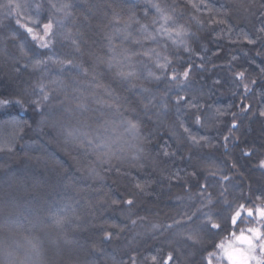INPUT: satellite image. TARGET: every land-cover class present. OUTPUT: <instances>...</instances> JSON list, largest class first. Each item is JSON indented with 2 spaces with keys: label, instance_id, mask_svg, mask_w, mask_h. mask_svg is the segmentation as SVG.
Returning a JSON list of instances; mask_svg holds the SVG:
<instances>
[{
  "label": "trees",
  "instance_id": "obj_1",
  "mask_svg": "<svg viewBox=\"0 0 264 264\" xmlns=\"http://www.w3.org/2000/svg\"><path fill=\"white\" fill-rule=\"evenodd\" d=\"M73 2L71 17L52 13L56 43L49 54L74 57L75 64L90 71L95 68L96 80L76 75L75 68L70 75H62L64 91L52 93V103L43 108V122L30 96L24 97L27 102L0 108V243L15 251L8 258L10 264H21L26 258L29 264H68L70 258L83 256L80 246L87 247L94 264H163L176 245L169 243L171 230H153L152 224H170L173 218L197 209L217 212L227 204L235 208L245 201L249 206L261 203L257 197L264 194V175L256 162L264 158V117L259 115L264 110V0H165L175 6L179 23L190 34L187 52L166 41L172 68L177 73L190 69L182 86L148 76L149 71L159 74V69L142 53L156 45L141 37L140 24L151 25V20H144L143 11L132 7L137 0ZM193 2L198 11L191 7ZM27 3L33 5L35 0ZM113 13L121 17L119 23ZM133 13L140 24L130 23L126 32L121 31ZM58 20L63 27L55 23ZM20 22L31 26L24 14ZM77 31L83 33L80 52L66 38L68 32L75 35ZM249 38L256 42L249 43ZM40 51L45 50L34 47L15 14L8 18L0 14V98L16 92L11 97L15 100L24 89L31 92L41 80L47 83L60 75V65L51 61L38 69H25ZM113 58L114 65L119 63L139 76L134 87H114L120 112L95 111L99 104H92L93 111L83 115L61 112L73 106L71 101L79 95L75 89L108 99L94 85L116 84V68L109 69L106 63ZM240 73L242 80L237 79ZM142 89L148 90L143 97ZM178 95L184 97L179 104ZM142 99L144 103L153 99V103L145 109ZM162 102L166 107L159 106ZM129 120L137 125L135 132L129 130ZM68 131L74 135L69 137ZM190 135L200 143L194 144ZM85 137L106 146L97 151L110 150L112 155L98 157L91 148L86 150L81 144ZM245 152L254 155L250 158ZM213 171L218 174L211 175ZM222 175L229 179L221 180ZM5 192L15 197L6 210ZM209 194L212 204L204 207L201 201ZM225 198L226 203L213 207ZM128 199L133 206L125 203ZM52 213L69 217L63 230L53 224ZM229 215L224 212L225 217ZM217 222L225 226V221ZM76 224L80 227L75 228ZM105 231L112 233L111 239L105 238ZM65 238L74 243L65 244ZM34 239L41 242L38 258L30 254L29 241ZM221 242L245 249L231 237V229L222 230L205 236L195 247L175 252L177 264H203L213 245ZM220 256L213 264H228ZM5 259L0 249V260Z\"/></svg>",
  "mask_w": 264,
  "mask_h": 264
},
{
  "label": "snow or ice",
  "instance_id": "obj_2",
  "mask_svg": "<svg viewBox=\"0 0 264 264\" xmlns=\"http://www.w3.org/2000/svg\"><path fill=\"white\" fill-rule=\"evenodd\" d=\"M75 7L76 5L73 0H60V2H55V0H35L33 5H29L27 0H4V2H0V14H2L4 18H8L15 14L17 18V24L19 27L23 28L31 38L34 47L39 50H45L36 53V58H34L33 61H30L29 64L25 65V69L28 67L38 69L41 66H46L49 61H51L53 64L60 65V75L52 76V78L47 83L41 80L39 84L32 86L31 92H29L28 89H24L22 93L19 94V98L15 100H13L11 97L17 96L18 94L16 92L10 93L9 97L0 98V108H7L13 103L21 104L22 101H24L25 96H30V103L34 110L41 113L43 122V108L52 103L54 99L52 93L56 91H64L65 85L63 79L61 78L62 75H70L72 70L75 68L77 70L76 75H91L93 81L96 80L97 73L95 68L91 69L90 71L88 68H84L82 65L75 64L74 59L76 58L74 57L61 59L58 56L49 54L56 43V32L54 31L55 24L53 22L52 13H60L64 18H68L73 15ZM132 7L139 8L141 11H143V19H150L151 25L147 23L140 24V21L136 19V16L133 13L128 15L127 20L124 21L125 29L121 31L126 32L127 26L130 23L140 24L141 37L144 40H151L155 43L156 47L147 48L142 53L153 62L156 69H159V74L154 71H149L148 76L157 81H161L162 83L168 82L182 86V81H187L190 75V69L185 67L182 72L177 73L175 69L172 68V58L169 54H167L168 44L166 41H170L172 45L176 46L177 50L182 46L183 50L187 52L190 51L187 41V38L190 34L189 30L183 24L179 23L178 18L175 15V6L168 5L165 0H137L136 4L132 5ZM191 7L197 11L199 10V6L195 2L191 4ZM46 11L48 12V15L44 16L43 13ZM89 11H91V6H89ZM22 14L28 17L31 26L22 24L20 22ZM45 19L47 22H42ZM120 19L121 17L118 13H113L114 21L119 23ZM193 19H195V17H193ZM55 23L60 24V26L63 27L62 20H58ZM197 23L200 22L197 20ZM261 31H264V29H261ZM13 36H15V33H13ZM82 36L83 33L79 31H77L75 35H73L71 32H68L67 34L66 38H71V43L75 46L76 52L81 51L79 38H82ZM109 40H111V37H109ZM248 42L255 43L256 41L252 38H249ZM157 48L163 49V51H158ZM40 56H46L47 59H40ZM114 59L115 58L108 60L106 63L109 69H112L113 67L116 68L115 77L118 78L116 84L112 87L103 86L99 83L94 85L96 88H102L104 96H106L108 99H103V97L98 96L96 92H93L90 95H85L83 91L75 89V91H79V95L74 97V99L71 101L73 106L63 107L61 112L67 113L70 116H75L78 113L83 115L93 111L91 107L92 104H99L101 105V108L95 109V111H102L103 108H107L119 113L120 97L116 95L115 91L113 90L114 87L117 85L123 88L134 87V81L139 79V76L135 71L125 70V66H122L119 63L114 65ZM44 74L47 75L46 68L44 70ZM243 75V73L238 74L237 79L242 80ZM49 85H55V87L50 88ZM244 87L245 91H247L248 86L244 85ZM146 91L148 90L142 89L139 95L143 97V93ZM153 99H149L147 103H144L143 99L141 100V103H144L145 109L149 108V105L153 103ZM183 99V96L178 95L177 103L179 104ZM58 103L64 104V101H59ZM159 106L166 107V104L162 102ZM192 106L197 107V105ZM259 115L264 117V110H261ZM196 122H200L198 117ZM126 123L128 124L129 130L135 132L137 125L133 124L130 120L126 121ZM13 127H15V125H13ZM181 127H184L182 123ZM232 127L235 128L236 125L233 124ZM184 131L188 132L189 129L185 127ZM67 135L71 137L74 135V133L68 131ZM189 139H191L194 144L200 143V139L192 137L191 135L189 136ZM81 144L86 150L91 148L94 152H97L98 157L112 155L110 150L106 152L97 151L98 148H104L106 146L95 145L93 139L85 137V139L81 141ZM9 150H11L10 147ZM244 155L251 158L254 153L245 152ZM256 166L261 170V175H264V158L259 159L256 162ZM210 174L216 176L218 173L213 171ZM220 178L221 180L229 179V177L226 175H222ZM137 187L142 188L140 185H137ZM208 187L209 185L205 184L203 189L207 190ZM226 191L227 188L225 187L223 191L220 192V196L224 197ZM200 194L203 195V191H201ZM5 196L9 197L3 202L6 210L15 197L8 192H5ZM257 199L261 201V203L258 205L249 206L248 202L245 201L244 203L238 204V206L235 208H233L232 204H227L226 208H220V210L217 212H213L212 208H209V211L207 212L197 209L191 213L185 212L178 218H173L172 223L170 224H152L151 227L153 230L159 229L161 227H163L165 230H171L172 238L170 239L169 243L176 245L174 251H170L168 253L167 257L163 261V264H177L178 258L175 255V252L181 251L184 247L192 248L203 243L204 237L210 233H218L219 231H226L229 229H231V237L240 244L246 245V248L243 251H237L231 243H229L227 246L223 242L214 244L213 251L208 252L207 256L204 257L203 264H213L214 259L220 256L221 253L223 255L220 256V258L226 259L228 264H264V194L258 196ZM204 201L207 203H204ZM204 201H201L204 207L211 205V194L204 197ZM113 203H115V201H113ZM125 203L129 206H133L134 201L132 199H128L125 201ZM224 203H226V198L225 200L218 199L217 203L213 205V207L218 208L220 204ZM225 211H228L230 215L225 217ZM50 219L52 220L53 224L61 230H63L65 223L69 222V217L67 215H60L59 213L50 214ZM217 221H225V226L222 228V224L218 223ZM131 222L133 225L136 224L135 219H133ZM245 224H247V227L241 228V225ZM74 227L79 228L80 225L76 224ZM237 229H239L238 234ZM104 236L106 239H111L112 233L105 231ZM64 243L71 245L74 243V241L65 238ZM40 244L41 242L38 239L29 241L30 254H34L37 258L40 255ZM0 249L3 250V254L6 258L5 260H0V264H10V260L8 258L14 257L15 251L11 249L10 246L2 243H0ZM96 250L97 246L93 245V251ZM80 251L83 253V256L77 255L75 259L70 258L68 264H94V259L88 258L89 252L87 247L80 246ZM155 259L156 258L153 257V260ZM21 264H29V258H26L25 261L21 262Z\"/></svg>",
  "mask_w": 264,
  "mask_h": 264
},
{
  "label": "rangeland",
  "instance_id": "obj_3",
  "mask_svg": "<svg viewBox=\"0 0 264 264\" xmlns=\"http://www.w3.org/2000/svg\"><path fill=\"white\" fill-rule=\"evenodd\" d=\"M245 247L246 248V245H243L242 248Z\"/></svg>",
  "mask_w": 264,
  "mask_h": 264
},
{
  "label": "water",
  "instance_id": "obj_4",
  "mask_svg": "<svg viewBox=\"0 0 264 264\" xmlns=\"http://www.w3.org/2000/svg\"><path fill=\"white\" fill-rule=\"evenodd\" d=\"M238 251V250H237Z\"/></svg>",
  "mask_w": 264,
  "mask_h": 264
}]
</instances>
